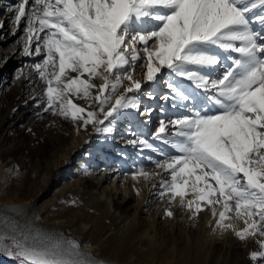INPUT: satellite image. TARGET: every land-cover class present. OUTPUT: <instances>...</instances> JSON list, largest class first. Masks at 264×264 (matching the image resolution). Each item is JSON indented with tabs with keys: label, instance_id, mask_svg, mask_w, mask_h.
I'll list each match as a JSON object with an SVG mask.
<instances>
[{
	"label": "snow or ice",
	"instance_id": "obj_1",
	"mask_svg": "<svg viewBox=\"0 0 264 264\" xmlns=\"http://www.w3.org/2000/svg\"><path fill=\"white\" fill-rule=\"evenodd\" d=\"M11 11L16 28L25 21L23 54L41 57L30 67L46 85L44 111L82 120L85 129L104 125L123 109L141 111L139 96L128 95L142 88L133 76L138 66L146 68L147 81H156L165 68L201 89L215 112L195 111L160 122L156 138L171 125L173 139L165 143L179 153L156 162L170 176L161 180L159 193L168 195L165 214L173 216L177 197L192 219L211 206L212 217L218 215L217 229H231L241 240L259 234L260 250L250 258L264 264V0H18ZM221 50L231 63L212 78ZM69 70L76 75L67 76ZM85 73L88 79H82ZM96 77L101 83L90 82ZM167 87L171 94L166 98L180 103L194 99L177 82ZM72 96L87 101V107L74 103ZM92 103L97 104L94 111L88 110ZM129 143L153 147L141 138ZM137 175L149 180L159 173L139 169ZM192 177L196 198L188 200L185 189ZM232 219H243L245 227L237 230L225 223ZM0 253L18 264H98L77 242L31 230L0 228Z\"/></svg>",
	"mask_w": 264,
	"mask_h": 264
},
{
	"label": "bare ground",
	"instance_id": "obj_2",
	"mask_svg": "<svg viewBox=\"0 0 264 264\" xmlns=\"http://www.w3.org/2000/svg\"><path fill=\"white\" fill-rule=\"evenodd\" d=\"M11 1L13 6L10 0H0V62L7 58L16 61L24 70L27 82L32 74L30 66L41 61V57L24 55V42L10 53L6 52L9 41L25 26L22 18L19 27H15L11 10L18 0ZM9 24L13 27L7 34ZM219 65L211 70V76L217 70H224ZM164 69L157 74L158 87L162 86L160 76ZM33 70L45 91V82ZM144 71L146 68L139 66L135 69L133 76L141 80L142 88L128 95H138L141 111L150 109V113L142 115L136 109H123L115 119L109 117L104 125L89 124L87 129L81 126L82 120L73 121L56 114L54 119L48 117L43 124H33L31 132L15 138L13 126L27 108L30 110L26 102H29L27 95L31 87L23 84L16 95L4 99L7 111L0 113V228L31 230L33 234L39 231L42 236L75 241L80 251L98 264H261L250 258L252 251L260 250L256 242L261 239L259 234L241 240L231 229H217L218 215L212 217L211 206L192 219V212L178 206L180 197H177L171 207L173 216L165 214L168 195L161 197L159 193L163 190L161 180L170 176L169 172L158 169L156 162L179 153L171 143H165V139H173L169 132L175 129L169 125L166 133H159L162 138L157 139L159 127L155 135L151 133L157 118L150 119L160 111V120L165 119L167 124L185 111L176 108L177 101L166 98L170 97V89L159 96L155 83L148 85L149 89L144 88L148 82L143 78ZM66 75L76 73L69 70ZM82 79H88V74ZM171 79L179 83L186 94L199 96L200 89L193 82L174 75ZM90 82L99 84L101 80L96 77ZM92 91L95 94V89ZM72 99L87 107V101L75 96ZM96 108L97 104L92 103L88 110ZM215 111L211 105L208 112ZM105 126L112 131H96L97 127ZM137 138L147 140L153 147L129 143ZM25 151L29 156H22ZM139 169L159 175L145 180L137 175ZM194 180L195 177L189 180L185 199L196 198L191 188ZM199 187H204L203 182ZM216 208L217 213L222 210L219 205ZM225 223H232L237 230L245 227L243 219ZM0 264H18V261L0 253Z\"/></svg>",
	"mask_w": 264,
	"mask_h": 264
},
{
	"label": "rangeland",
	"instance_id": "obj_3",
	"mask_svg": "<svg viewBox=\"0 0 264 264\" xmlns=\"http://www.w3.org/2000/svg\"><path fill=\"white\" fill-rule=\"evenodd\" d=\"M10 5L13 6V1L10 0ZM31 3V2H30ZM259 8V7H258ZM257 8V10H258ZM10 9V6H9ZM28 9H26L27 12ZM2 15V14H1ZM26 26V25H25ZM25 26H22L21 29H23L16 38L11 39L9 41V43L6 46V52L10 53L11 51H13V49L19 45L21 46V44L24 42L25 40V33H24V28ZM13 25L9 24V27L7 28L8 33L9 34L12 30ZM151 43V42H150ZM137 50H139V46H137ZM235 55V54H234ZM40 62V61H39ZM17 62L14 61L11 58H7V59H3L0 62V77H1V81H0V113L4 110L7 111V106L4 103L6 98H10L13 97L14 95L17 94V92L20 90L21 86L23 84H28L31 88L28 92V97L29 102L27 101L26 103H28V106L30 107V110L25 111V113L23 114V116H21L19 118V120L15 123V125L12 128V132L14 134V137H19L22 135H25L29 132H31L33 130V124H43L44 120H46L48 117L50 118V120L54 119L56 117V115L53 114L52 110L50 109L49 111H44V108L46 107V96L44 95L45 91H43V87H42V83H40L37 79V77L34 74V70L33 68H29V71H31V77L30 80H28L27 82L24 81L25 80V73L24 70H22V67H20L19 65L16 64ZM220 68H223L224 66H221V64L219 65ZM225 70V67H224ZM224 70L219 72L218 70L216 71V73L212 76V78H218L219 76H221V74L224 73ZM164 72L161 74V79L162 81V86L158 87V85L160 84V79L159 76H157L156 81H148L146 84H144V88L149 89L148 87L152 84L155 83V86H157V90H159V96H161L165 90L169 89L167 87L166 82L168 83V81H172V75H169L167 69L163 70ZM167 71V72H166ZM220 73V74H219ZM145 79V77H143ZM168 78V79H167ZM38 81V82H36ZM25 82V83H24ZM164 82V83H163ZM32 83V84H31ZM151 83V84H149ZM149 85V86H148ZM164 85V86H163ZM147 86V87H146ZM204 97L203 91L200 89L199 90V96L195 97L194 99H191L189 101L180 103V102H176V108L177 109H182L183 112L181 115H175V117L172 120L178 119V118H182L183 116H190L192 113H194L195 111H197V107L199 106V102L197 100L201 99ZM148 101H150V99L148 98ZM207 102V101H206ZM156 105L158 106V102H155ZM197 105H194L196 104ZM182 104V105H181ZM156 106V108L158 109V107ZM209 109H211V104H208L206 106ZM156 116V117H154ZM162 114L161 112H157L156 114L153 115V118H151V121H155V124L153 125V130L151 129V133L153 135H155V133L157 132V127L159 122H161L160 118H161ZM52 118V119H51ZM165 120V119H163ZM22 156H29L28 155V151H25L24 154Z\"/></svg>",
	"mask_w": 264,
	"mask_h": 264
}]
</instances>
